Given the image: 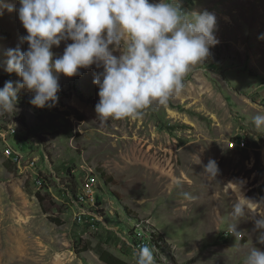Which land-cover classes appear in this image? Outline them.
Returning <instances> with one entry per match:
<instances>
[{"label":"rangeland","instance_id":"obj_1","mask_svg":"<svg viewBox=\"0 0 264 264\" xmlns=\"http://www.w3.org/2000/svg\"><path fill=\"white\" fill-rule=\"evenodd\" d=\"M179 3L185 12L214 14L219 43L167 104L153 103L139 119L101 123L93 66L60 77L55 107L17 102L0 116V264H104L99 246L135 264L130 239L153 232L163 239L152 247L156 264H172L171 257L177 264H243L251 245L264 251L252 231L258 215L239 221L241 240L228 232L235 197L223 188L242 180L246 197L264 200V130L251 123L264 112V0ZM24 35L16 12L4 11L0 75L8 74L6 49L27 50ZM67 43L52 51L61 55ZM243 139L246 149L229 148ZM209 159L218 164L217 183L202 175ZM184 191L198 199L185 201Z\"/></svg>","mask_w":264,"mask_h":264},{"label":"clouds","instance_id":"obj_2","mask_svg":"<svg viewBox=\"0 0 264 264\" xmlns=\"http://www.w3.org/2000/svg\"><path fill=\"white\" fill-rule=\"evenodd\" d=\"M18 4L17 8L0 0V15L16 12L26 32L20 42L28 46L25 51L17 45L3 53L4 71L19 79L0 88V116L16 110L21 90L31 94L33 107H55L60 77L72 78L94 66L96 120L142 118L153 103L165 105L180 94L191 68L204 63L219 43L215 15L206 10L185 12L179 0H18ZM66 41L71 43L57 56L52 49ZM251 123L264 130V112L254 115ZM202 175L217 183L214 159L204 165ZM243 187L242 180L223 187L235 197L227 230L241 240L245 232L237 230L239 221L256 214L252 231L257 243L264 245V200L246 197ZM181 195L187 202L198 199L187 191ZM133 256L135 264H156L147 244L134 249ZM243 264H264V251L251 245Z\"/></svg>","mask_w":264,"mask_h":264},{"label":"trees","instance_id":"obj_3","mask_svg":"<svg viewBox=\"0 0 264 264\" xmlns=\"http://www.w3.org/2000/svg\"><path fill=\"white\" fill-rule=\"evenodd\" d=\"M8 80L16 81V80H18V78L15 74L14 75L13 74L12 75L11 74L0 75V88H3L5 82ZM30 99H31L30 93H28L24 90H21L18 93L17 102H21L23 104H30L29 103ZM8 163H10V161H8ZM36 197L38 199V202L41 206L42 211L44 213H46L47 211L43 206V199H44L43 196H41L39 193H37ZM133 218H135V217L133 216ZM50 220L54 223L58 222L55 219H50ZM139 237L146 238V239H144L143 243H142ZM162 241H163V239L161 238L160 234L157 232L156 233L155 232L150 233L148 237H145L139 233H135L134 237H132V239H130V241H129L130 245L128 246V248L129 249L138 248L139 246L145 245V244L156 248L157 246H159L158 243L162 242ZM95 253L97 254L99 260L101 262H103L104 264H129V263L125 262L124 260L117 258L116 256H114L112 253H110L106 249L102 248L101 246H99L95 249ZM171 261H172V264H177L174 257H171Z\"/></svg>","mask_w":264,"mask_h":264},{"label":"built area","instance_id":"obj_4","mask_svg":"<svg viewBox=\"0 0 264 264\" xmlns=\"http://www.w3.org/2000/svg\"><path fill=\"white\" fill-rule=\"evenodd\" d=\"M229 148L230 149H239V150H244L247 148V144H246V141L243 139V140H239V141H233V142H229ZM6 155L11 157L12 156V153L9 149H6ZM16 159V157H14ZM90 182H94V179L93 177L90 178Z\"/></svg>","mask_w":264,"mask_h":264}]
</instances>
